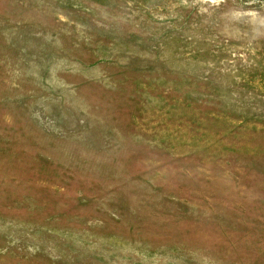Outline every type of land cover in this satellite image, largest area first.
Wrapping results in <instances>:
<instances>
[{
    "label": "rangeland",
    "instance_id": "1",
    "mask_svg": "<svg viewBox=\"0 0 264 264\" xmlns=\"http://www.w3.org/2000/svg\"><path fill=\"white\" fill-rule=\"evenodd\" d=\"M0 264H264V0H0Z\"/></svg>",
    "mask_w": 264,
    "mask_h": 264
}]
</instances>
